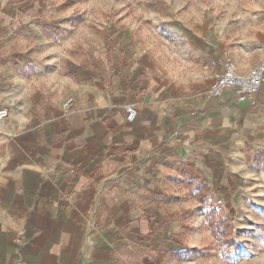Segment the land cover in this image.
<instances>
[{
  "label": "crops",
  "instance_id": "0c3cea01",
  "mask_svg": "<svg viewBox=\"0 0 264 264\" xmlns=\"http://www.w3.org/2000/svg\"><path fill=\"white\" fill-rule=\"evenodd\" d=\"M77 7L0 0V264H204L205 213L264 200V85L207 80L264 62V0L193 24L181 70Z\"/></svg>",
  "mask_w": 264,
  "mask_h": 264
},
{
  "label": "rangeland",
  "instance_id": "374dc122",
  "mask_svg": "<svg viewBox=\"0 0 264 264\" xmlns=\"http://www.w3.org/2000/svg\"><path fill=\"white\" fill-rule=\"evenodd\" d=\"M68 1L76 3L77 15L84 20L97 18L100 32L108 29L109 33L114 31L113 35L123 33L141 38L142 45L162 53L164 65L170 63L181 70L189 67L187 61L201 59L192 54L194 42L186 38L188 30L197 29L193 24L202 25L204 18L212 19L219 12L235 14L252 0ZM90 27L83 26V33H89ZM259 192H264V187ZM243 208V215L235 221L226 216L225 210L219 211V216L231 224L227 238L235 257L231 261L224 259L220 251L223 240L216 239L210 228L212 235L205 245L204 264H264V200L247 202Z\"/></svg>",
  "mask_w": 264,
  "mask_h": 264
},
{
  "label": "built area",
  "instance_id": "2783aa9c",
  "mask_svg": "<svg viewBox=\"0 0 264 264\" xmlns=\"http://www.w3.org/2000/svg\"><path fill=\"white\" fill-rule=\"evenodd\" d=\"M215 64V63H213ZM211 83V96L221 97L226 91L234 92L236 99L243 104L255 106L258 103L257 96L264 85V62L251 71L249 75H241L237 66L224 58L222 71L214 77H207ZM74 99L68 98L63 104L67 113L73 109ZM127 120L134 122L138 116L134 104L125 107ZM8 118L6 109L0 110V126H5Z\"/></svg>",
  "mask_w": 264,
  "mask_h": 264
},
{
  "label": "trees",
  "instance_id": "16d2710c",
  "mask_svg": "<svg viewBox=\"0 0 264 264\" xmlns=\"http://www.w3.org/2000/svg\"><path fill=\"white\" fill-rule=\"evenodd\" d=\"M208 226L212 229L216 239H222L220 251L224 259L231 261L235 256L233 254V245L228 240V233L231 230V224L225 218L219 216L217 209H211L205 213Z\"/></svg>",
  "mask_w": 264,
  "mask_h": 264
}]
</instances>
